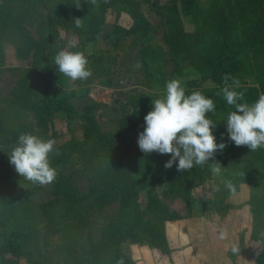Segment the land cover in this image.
Instances as JSON below:
<instances>
[{"label":"rangeland","instance_id":"rangeland-1","mask_svg":"<svg viewBox=\"0 0 264 264\" xmlns=\"http://www.w3.org/2000/svg\"><path fill=\"white\" fill-rule=\"evenodd\" d=\"M60 1L0 0V7L17 12L18 4L22 3L24 8L50 17ZM135 1L155 26L154 43L167 50L165 36L176 33L181 44V72L172 73L175 62L171 60L165 68L166 79L180 78L187 94L201 91L216 105L219 86L210 78L215 50L224 41L237 44L245 38L243 32L258 24L264 0H159L161 5L157 11L150 9L151 3L147 0ZM130 24L127 5L118 3L107 11L102 36L86 43L83 50L89 56V66L93 54L103 56L104 60L97 65L98 70L91 67L89 79L65 81L73 94L70 102L75 111L71 118L63 111L56 112L47 129L37 125L33 112L13 103L11 94L17 81L25 78L37 91L44 89L47 63L59 50L69 47L61 35L64 31L73 34L71 38L77 40V48L81 47V41L70 29L58 27L56 35L46 30V40L35 56L28 53L21 57L17 50L23 45L13 34L14 30H5L0 25V121L3 125L0 156L8 154L18 136L26 132L53 138L56 144L72 136L81 140L80 114L83 106L93 101L99 103L95 116L100 128L112 136L114 146L126 149L137 141V127L126 120L131 110L128 99L140 92L147 98L161 94L164 86L151 81L147 75L137 56L138 48L132 45V37L125 31ZM232 72L241 87L255 91L256 99L264 94V36L242 47V57L232 64ZM228 114L217 108L213 114H207L216 122L213 129L216 142L226 144L209 163L218 161L223 166L222 173L233 181L236 190L230 192L224 186L223 176L214 177L209 164L183 172L176 167L177 181L191 188L196 203L189 212L183 201L165 200L173 211L187 215L164 222L166 251L161 253L141 239L124 241L123 255L117 254L116 249L112 251L115 255L105 249L93 252L101 240L102 228L122 217L119 207L123 196L129 195L121 194L117 183L102 178L108 168L100 153H83L71 146L69 162L56 165L70 180L67 197L59 199L54 195V182L36 188L20 183L9 199L0 200V216L5 227L15 233L21 246L19 264H107L109 261L116 264L120 257L125 264H264V161L255 151L247 146L238 147L228 138ZM164 157L166 161L171 158L169 154ZM213 185H219V191H213ZM139 198L142 203L146 202V192L141 191ZM151 220L157 226L160 224L157 218ZM225 229L228 239L220 240L219 233ZM232 244L239 246V255L231 253Z\"/></svg>","mask_w":264,"mask_h":264},{"label":"trees","instance_id":"trees-1","mask_svg":"<svg viewBox=\"0 0 264 264\" xmlns=\"http://www.w3.org/2000/svg\"><path fill=\"white\" fill-rule=\"evenodd\" d=\"M135 2V0H108L105 3L104 0H98V6H96L91 4L90 0H61L54 15L50 17L36 14L27 7L24 8L20 3L17 12H9L7 9L0 7V25L5 30L9 28L14 30L13 34L18 37V41H21L23 45L17 50L21 57L26 56L28 53L34 55L40 44L46 40V30L52 35H56L58 34V27L72 30L81 41V47L72 50L83 51L86 43L102 36L107 11L118 3L127 5L131 16V24L125 31L132 37V45L138 48L137 56L144 65L151 81L159 82L160 85L164 86L161 94L156 93L149 98L141 92L129 97L127 106L131 110L126 120L137 127L138 137L145 127L144 117L153 108L152 101L164 95L165 85L168 81L165 72L167 64L171 60L175 62L172 73L179 74L182 67L179 60L181 44L177 34L173 33L165 36L167 50L161 44L154 43L155 26L145 18ZM147 2L151 3V10H159L161 5L159 0H147ZM76 3H80L81 6L77 8ZM262 11L258 24L243 32L245 36L243 40L237 44L224 41L216 48L213 60L214 71L210 78L219 86V92L224 86L223 77L226 74L233 77L232 64L242 57V47L245 44L251 45L259 39L262 40L264 36V6ZM75 18H82L83 28L75 27ZM91 57L93 60L90 67L98 70L97 65L104 60V57L96 54L91 55ZM100 69L105 72V67L101 66ZM67 79L58 72L53 57L46 65V77H44L46 85L44 89L37 91L28 78L20 79L11 94V101L33 112L37 125L47 129L49 124L52 125L56 112L63 111L66 117L71 118L75 111L73 104L70 102L73 94L65 86ZM229 83H231V80H229ZM237 91L245 93L244 100L240 102L251 104L258 99L255 97V91L251 88L240 87ZM217 99H219L216 104L217 109L227 113L235 110L233 106L227 104L222 93L218 95ZM98 107L99 103L94 101L83 106L80 114L83 123L82 139L78 140L72 136L69 140L56 144L59 154H51V164L56 168L58 164L68 163L72 150L71 146L83 153L84 151H88L90 154L100 153L104 157L108 168L106 176L102 178L107 182L117 183L121 194L126 192L129 195L128 197L123 196L119 207V213L122 214V217L110 221L102 228L101 240L96 245L94 253H97V250L105 249L113 254L112 251L116 249L117 254L123 255L121 249L124 241L138 242L141 239L144 240L146 245L155 246L163 253L167 249H165L164 222L175 221L187 216L173 211L165 200L179 199L187 205V211L190 212L192 205L196 203L195 198L190 193L191 188L182 186L177 181L176 164H173L171 168L164 167L167 162L164 154L142 152L137 143L138 138L126 149L114 146L112 136L106 135L101 130L96 119L95 111ZM2 130L3 125L0 121V137L2 136ZM51 134L55 136V130H52ZM255 153L264 161V148L255 151ZM0 158L1 201L9 199L20 183L30 184L33 188L39 185L22 178L15 171L14 166L10 164L8 154L1 155ZM222 176L225 180L227 179L224 172ZM69 183V178L63 176L58 170V176L54 181V195L59 199L67 197L71 190ZM158 188L159 190H157ZM141 191H145L147 195L144 203L139 198ZM144 217L149 219L144 220ZM151 218L159 219L160 224L157 226ZM21 254V246L15 233L6 229L4 220L0 216V264H19ZM107 264H112V261L107 262Z\"/></svg>","mask_w":264,"mask_h":264},{"label":"clouds","instance_id":"clouds-1","mask_svg":"<svg viewBox=\"0 0 264 264\" xmlns=\"http://www.w3.org/2000/svg\"><path fill=\"white\" fill-rule=\"evenodd\" d=\"M90 3L98 6V0H90ZM75 6L79 8L81 4L76 3ZM74 25L83 28L82 18H75ZM61 35L69 47L59 50L54 56L58 72L72 82L89 79L92 69L88 56L83 51L70 50L78 46L77 40L71 38L72 33L64 31ZM223 82L224 86L217 95L222 93L227 104L235 109L226 119L228 138L236 146H247L252 152L264 148V94L251 104L240 102L244 100L245 93L237 91L241 87L239 79L226 74ZM152 103V110L144 117V130L138 136L139 149L147 154H169L171 158L165 163V168L176 164L177 171L183 172L209 164L212 175L221 177L223 166L218 161L209 163L218 151L226 147L223 141L216 142L213 133L216 122L207 115L215 112L213 99L201 91L187 94L184 82L173 78L166 82L164 95ZM7 153L15 171L27 181L47 186L56 180L58 170L50 161L51 154H59L55 139H45L31 132L21 133ZM223 183L230 192H235L232 180L226 179ZM213 191H219V185H213ZM228 235L226 229L221 230L219 239L226 240ZM230 251L233 255L240 254L237 244H232ZM116 264H125L124 258H118Z\"/></svg>","mask_w":264,"mask_h":264},{"label":"crops","instance_id":"crops-1","mask_svg":"<svg viewBox=\"0 0 264 264\" xmlns=\"http://www.w3.org/2000/svg\"><path fill=\"white\" fill-rule=\"evenodd\" d=\"M169 222V221H168ZM168 224V223H167Z\"/></svg>","mask_w":264,"mask_h":264}]
</instances>
